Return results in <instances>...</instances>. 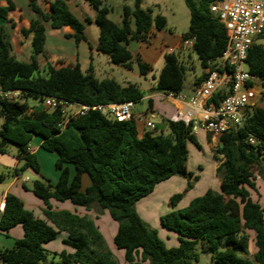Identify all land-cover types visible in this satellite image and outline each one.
Instances as JSON below:
<instances>
[{
    "label": "trees",
    "instance_id": "obj_1",
    "mask_svg": "<svg viewBox=\"0 0 264 264\" xmlns=\"http://www.w3.org/2000/svg\"><path fill=\"white\" fill-rule=\"evenodd\" d=\"M27 1L33 18L29 28H23L21 33L25 38L32 36L29 61L15 56L10 31L5 24L0 26V119H3L0 154H9L14 146L16 157L24 161L17 173L27 168L39 173L40 164L30 147L40 136L42 148L58 155L56 167L60 178L57 183L48 179L33 183L31 191L44 202L45 219L36 217L16 195L7 194L0 231L8 234L21 225L24 236L12 249H0V263L119 264L94 218L55 210L53 200L70 201L74 206L97 213L107 210L117 222L114 245L124 252L127 264H197L199 250L211 255L215 264H264V209L252 199L250 192L257 190L256 171L264 176V107L251 106L242 127L219 136L216 154L225 157L217 169L221 193L209 190L185 208L161 217L162 226L179 235L178 246L168 247L158 230L142 219L136 204L172 176L192 178L188 169V143L198 144L193 120H170L168 133L147 129L140 136L135 114L129 121H118L97 110L81 115L61 107H45L47 97L88 106L124 101L136 104L146 92L137 84L122 86L114 79L97 78L92 63L84 72L78 62L59 68L49 62L45 53L46 26L55 30L70 27L73 33L66 37L78 45L88 42L86 23L92 20L89 17L85 22L80 20L66 0H53L49 11L42 8L40 0ZM87 1L96 11L94 22L100 30L98 51L125 69L137 66L143 76L152 72V66L129 47L133 42H149L154 27L166 29V17L154 16L152 9H144L145 0H134L132 7L124 5L122 24L118 25L110 19L111 9L103 0ZM184 1L190 12V26L183 34V42L193 40L192 52L203 69L194 86L207 77L209 70L215 69L227 48L228 36L225 25L211 12L215 0ZM15 9L11 0L6 6L0 5V19L7 21ZM261 39L264 33L258 38ZM184 50L182 45L179 51L165 56L156 88L167 95L179 96L186 90L189 68L184 61ZM41 56L46 60L44 66L39 61ZM247 62L258 86L264 90V44L253 45ZM10 91L18 96H6ZM228 93V88H222L210 103L218 105ZM30 99L42 105L32 104ZM68 165L76 169L73 177ZM85 174L91 184L83 191ZM5 178V174H0V182ZM181 198V194H175L172 204L176 205ZM60 233L67 235L64 242L74 252H50L45 248ZM252 243L255 253L250 258Z\"/></svg>",
    "mask_w": 264,
    "mask_h": 264
},
{
    "label": "crops",
    "instance_id": "obj_2",
    "mask_svg": "<svg viewBox=\"0 0 264 264\" xmlns=\"http://www.w3.org/2000/svg\"><path fill=\"white\" fill-rule=\"evenodd\" d=\"M11 1L15 4L16 9L9 14L7 21L0 19V26L5 24L7 28H9V25L13 26L14 24L13 26L14 29L18 30V27L21 22V21L19 22V19L21 18L22 15L26 14L28 16V20L26 21L27 22L26 24H23L20 27L19 30L21 32L23 28H29L30 20L33 18V14L28 9L27 0H11ZM52 1L53 0H40V4L44 10L49 11L50 3ZM66 1L69 4L72 12L80 20L85 22V19L87 17H89L92 20L91 23H86V25H91L95 23L94 18L96 16V11L89 4L87 0H66ZM126 4L132 7L134 5V0L126 1V3L122 5V8ZM0 5L1 6L8 5V0H0ZM142 7L144 9H149L148 7L145 6V1L142 4ZM122 14L120 16V20L118 21H115L111 18V12L109 14V17L115 23L121 25ZM13 15H17L16 16L17 19ZM153 15L155 16L154 12ZM46 27H47L46 30L47 39L45 45V53L47 56V60L51 62L53 65H55L58 59L63 58V56H66L69 57L71 64H75L77 62L80 63L81 69L84 72H86L90 66V63H92L93 71L97 78L101 80L114 79L122 86H126L129 83L137 84L140 87V89L146 92V95L143 99L151 100L152 107H149L147 111H145L144 113H140L136 111V104L134 109V114L137 119L140 136H142L144 131L147 130L146 128L147 121H152L156 125L157 130L168 133L167 124L170 120L183 119L189 121L194 119L188 116L189 111L193 110L189 100L193 95L196 87L198 86V85L193 86L194 80L196 78L201 77L196 75L194 69H191L192 76L190 81L186 82V90L184 92L186 98L183 99L178 96L167 95L156 88L159 75L154 74L153 71L143 76L140 74L137 66H134V69L132 70H128L112 63L107 55L98 51L97 46L99 43V39L96 41L92 40L90 38V35L88 34L87 27L85 32L88 38V42H81L79 43V45L76 44V49L74 50L75 55L74 54L69 55L64 51H62L63 50L62 48L56 49L54 46L56 42L60 43L63 40L74 41V39L66 37V35L73 33V30L70 27H64L63 29L60 30L52 29L50 26H46ZM187 31L188 30L177 32L176 30H173L172 27L169 26V21L167 19L166 29L158 30L154 27L149 42L139 44L138 53L140 54L141 59L143 60V62H146L149 65H151L152 68H154V66H158L160 63H161V68H163L165 64V56L166 54H168V50L165 48H159L158 40H162L166 44L167 43L171 44V47L169 48H173L175 52H177L181 49L183 45V34L186 33ZM31 39L32 36H29L28 38L24 37V40L28 45V47L30 48V51H31ZM51 39L53 40L51 41ZM90 45L92 46V49H90ZM79 47H85L84 51L87 57V59L85 60L86 67H84L83 62L80 61L79 59V55L77 52ZM188 48H190L192 51L193 45ZM91 57L92 60H90ZM190 58H192V55H190ZM39 61L41 66H44L46 60L43 56L39 57ZM256 106L264 107V98L261 97L258 98ZM195 137L198 144L194 143L193 141H189L188 143V169L193 174L192 178L188 180L178 175L172 176L171 178L157 184L154 191L150 195L142 198L136 204V208L140 216L142 217L141 214L143 212V214H145V217L142 218L149 225H150L149 222H152V224L154 225V227L152 226V228L154 229H157L155 225H158L159 222H161V217L163 215L177 209L185 208L194 198L204 195L207 191L211 190L216 194L221 193L220 190L221 180L217 174V169L224 162L225 157L223 155L216 154V150L220 146V138L219 136L207 132L204 129H199L195 133ZM42 142H43V138L37 136L32 141L30 147V152L37 156L38 162L40 164V172L37 173L32 168H27L26 170L34 171L38 176L37 180L48 179L53 183H57L60 178V170H58L56 167V161L58 159V155L56 153H52L44 150L42 148ZM195 147L199 148L198 151H196ZM16 154H17L16 148L10 149L9 154H4V155L0 154V174H5L1 172V168H5L7 170L13 171V179L7 182V179L5 178L4 181L0 182V196L6 198L7 194L16 195L24 202L25 207L28 210L32 211L36 217L45 219V216L43 214V209L45 208L44 202L36 195H34L32 191H29V188L26 186L27 182H24V179L27 177L25 178L21 177V175L26 170L20 174L17 173V170L21 169V167L24 165V161L18 159L16 157ZM207 156L212 158V161H210L211 163L205 160ZM42 157L48 159L49 162L55 166L56 171L45 170L43 161H41ZM68 167L70 169L71 176L73 177L74 174L76 173V169L73 165H68ZM208 173H209L208 177H210L209 180L206 178ZM20 178H22L21 180L22 183L20 184L22 185L24 190L20 188V186H18ZM28 178H29L28 182H30L32 179L30 177ZM90 184H91L90 177L87 174H85L83 176V181H82V190L85 191ZM256 186H257L256 191L250 190L251 197L254 201H257L264 209V192L261 189L262 187L260 186V182L258 181V176L256 180ZM174 194L182 195L181 200L176 205L172 204V197L174 196ZM57 203H62V204L58 205ZM51 204L55 210H69L71 212L79 214L80 216L89 215L92 218L96 219L95 216H92V212L94 211H87L83 207L74 206L70 201L57 202L52 200ZM1 215L2 212L0 211V217ZM96 224L98 225L97 221ZM114 233L112 235L113 237L115 236ZM23 236H24V230L21 225H18L13 229H11L8 234H5L4 232L0 231V249L2 250L12 249L15 246L16 241L18 239H21ZM66 237L67 235L65 236L64 240L66 239ZM51 243L52 242L45 245V248L50 252H58V253L62 251H67L69 253L74 252V249L71 246H70L71 248L69 249L66 248L69 245L65 244L66 247H59V246L52 247ZM176 246L178 245H174L172 247H176ZM199 253H200V261L197 264H215L211 258V255L203 253L200 250ZM254 253L255 250H254V245L252 243L250 246L249 257L253 258ZM123 256H124V252H123ZM203 258H205V261H203Z\"/></svg>",
    "mask_w": 264,
    "mask_h": 264
},
{
    "label": "built area",
    "instance_id": "obj_3",
    "mask_svg": "<svg viewBox=\"0 0 264 264\" xmlns=\"http://www.w3.org/2000/svg\"><path fill=\"white\" fill-rule=\"evenodd\" d=\"M210 8L225 25L228 44L215 69L209 70L207 77L196 87L189 100L193 110L189 111L188 116L194 118V134L199 129H204L221 136L233 128L242 127L246 111L257 105L258 98H264V90L262 88L258 90L260 86L257 84V78L250 72L247 62L249 51L264 33V0H215ZM192 45L193 40L183 42L184 49ZM173 52H175L173 48L168 49V54ZM224 87L229 89V93L218 105L210 103L214 94ZM5 95L16 98L18 93L10 91ZM178 97L186 98L184 93ZM44 105L47 108L61 107L68 111L74 108L75 111L71 113L81 115L89 110H97L118 121L131 120L135 109L133 101L88 106L57 97H47ZM146 128L154 131L156 125L152 121H147ZM251 141L254 142L253 139ZM28 181V177L24 179V182ZM5 206L6 198L0 196L1 212Z\"/></svg>",
    "mask_w": 264,
    "mask_h": 264
},
{
    "label": "rangeland",
    "instance_id": "obj_4",
    "mask_svg": "<svg viewBox=\"0 0 264 264\" xmlns=\"http://www.w3.org/2000/svg\"><path fill=\"white\" fill-rule=\"evenodd\" d=\"M103 1H104V5L108 6L111 9V18L115 21L120 20V16H121L122 11H123L122 5L124 3H126V1H124V0H103ZM145 6L148 7L149 9H152L155 15L161 14L163 16H166L168 21H169V26L172 27L173 30L180 32V31H184V30L189 29L190 12H189V9L186 6L184 0H145ZM13 16H15V18H16L17 15H13ZM22 20H23V22H22ZM27 20H28V16L26 14L22 15L21 18L19 19V22L20 21L21 22H20V25L18 27V30L14 29V27L10 26V25L8 28L10 33H11L12 42H14L13 43V53L15 54V56L18 59H20L22 61H29L30 55H31L30 48L26 44L24 37L19 30L23 24L27 23L26 22ZM8 24H10V23H8ZM86 27H87L88 34L90 35V38L92 40L96 41L100 38V30H99V27L96 25V23H93L91 25H86ZM19 34H20V36H19ZM52 40L53 39H51V41ZM257 43L264 44V39L258 40ZM54 46L56 49L62 48L63 49L62 51H64L65 53H67L69 55H71V54L75 55L74 50L76 49V43L73 40L72 41L63 40L60 43L56 42ZM158 47L159 48H165L168 50L169 47H171V44H169V43L166 44L164 41L158 40ZM84 48L85 47H79L77 52H78L80 61H82L84 64V67H86L85 60L87 59V57H86ZM183 53L185 54L184 55V61H186L185 64L189 68V70L187 72V76H186V82H188V81H190L191 76H192L191 69H194L196 75H198V76L202 75L203 69H202L199 58L197 57V55L195 53H193L191 51L190 48L185 49ZM189 55H192V58H190ZM70 64H71L70 59H69V57H66V56H63V58L58 59L55 63L56 67L67 66ZM161 70H162V68H161V63H160L158 66H154L153 73L156 75H160ZM260 89H261V87L258 88V90H260ZM29 101H30V103L35 104V105H39V106L42 105L41 102L34 100V99H30ZM148 108H149V100L143 99L141 101L136 102V111L137 112L144 113L145 111H147ZM69 110H70L69 111L70 113L75 111L74 108H71ZM2 122H3V119H0V125ZM157 132H160V130H157ZM12 148H15V147L11 146L10 149H12ZM195 149H196V151H198L199 148L195 147ZM205 160L207 162L211 163L210 161H212V158L207 156L205 158ZM41 161H43V165H44L45 170L56 171L55 166L52 163H50L48 159L42 157ZM1 172L5 173L7 182L9 180L13 179V171L7 170L5 168H1ZM256 174L258 176V181L260 182V186L262 187L261 189L264 192V176L260 175L258 171H256ZM208 176H209V173L206 176V178L209 180L210 177H208ZM21 177L22 178L30 177L32 179L30 182L26 183V186L29 188V191H31V189L33 187V183L38 178L37 174L32 170H26L21 175ZM22 178H20L18 186H20V188L23 189L22 185L20 184V183H22V181H21ZM57 204L61 205L62 203H57ZM141 215H142V217H145V214H143V212ZM92 216L96 217L95 220L97 221V223L100 227V230L106 239V243L109 246V248L113 251L115 257L119 261V264H127L125 259H124V256H123V251L118 250L114 245V237L112 235H113L115 229L117 231V222H115L110 217L107 210H104L101 213H97V211H94V212H92ZM149 223H150L151 227L152 226L154 227L152 222H149ZM155 227L158 229L160 238L166 243V245L168 247L178 245L179 235L177 233L164 228L162 226L161 222H159L158 225H155ZM116 231H115V233H116ZM115 233H114V235H115ZM110 234H111L112 238H111ZM65 236H66L65 233H60L58 235V237L54 241H52L51 246L52 247H54V246L66 247L65 242H64ZM66 248L69 249L71 247L68 246ZM203 261H205V258H203Z\"/></svg>",
    "mask_w": 264,
    "mask_h": 264
},
{
    "label": "water",
    "instance_id": "obj_5",
    "mask_svg": "<svg viewBox=\"0 0 264 264\" xmlns=\"http://www.w3.org/2000/svg\"><path fill=\"white\" fill-rule=\"evenodd\" d=\"M139 42H133L131 45H130V47H129V49H130V51L133 53V54H137L138 53V47H139Z\"/></svg>",
    "mask_w": 264,
    "mask_h": 264
}]
</instances>
